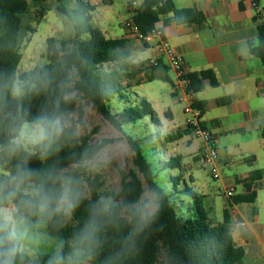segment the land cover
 <instances>
[{
    "label": "clouds",
    "instance_id": "clouds-1",
    "mask_svg": "<svg viewBox=\"0 0 264 264\" xmlns=\"http://www.w3.org/2000/svg\"><path fill=\"white\" fill-rule=\"evenodd\" d=\"M238 51L251 57L246 43ZM25 72L0 73V264H125L160 214L159 193L149 187L129 199L115 187L96 190L90 181L113 158L102 142L66 166L53 160L81 138L62 107L72 101L76 73L57 79L35 65ZM41 94L46 102L33 114L30 101Z\"/></svg>",
    "mask_w": 264,
    "mask_h": 264
},
{
    "label": "trees",
    "instance_id": "trees-1",
    "mask_svg": "<svg viewBox=\"0 0 264 264\" xmlns=\"http://www.w3.org/2000/svg\"><path fill=\"white\" fill-rule=\"evenodd\" d=\"M44 10L43 3L46 0H31ZM59 2L61 0H58ZM255 22L259 38L257 43H250L252 55L261 61L264 66V7L258 9L259 0H255ZM58 10L67 13L65 7L60 5ZM30 11L29 0H0V73H18V67L23 54L20 49V34L23 28V17ZM42 11L40 13L42 14ZM95 6L87 0H79L74 9L73 17L76 22L75 35L73 37L58 40L48 39L47 60L48 64L38 66L51 73L55 78H61L67 69L76 73L72 101L62 107L74 114L83 115L80 101L92 104L95 110L118 131L124 133L135 152V168L128 173L122 174L121 196L135 199L139 193L146 189L142 176L148 188H153L159 193L160 214L153 226L141 238L139 253L128 258L125 264H245L246 252L241 246H237L231 232V213L224 210L223 222H215L205 206V197L192 190L182 175V157H174L165 162L161 171L179 170L181 173L170 180L176 193L190 196L193 202L189 203L190 217H185L177 212L176 204L172 202L170 195L156 181L152 170V163L143 153L139 141L128 135L123 126L136 124L146 117L152 122L161 125L158 113L153 105L146 99H141L135 106H129L122 113L114 114L110 107L113 97L119 96V100L125 97L124 90L129 91L138 76L147 73L155 67L150 62L132 65L129 69H120L117 64L130 58L131 51L129 40L122 38H108L102 29L92 25V12ZM132 22L138 29L146 34L155 28L163 19L165 23L175 24H202L205 17L197 8H177L174 0H144L141 6L135 8L129 5ZM145 44V43H144ZM147 45V44H145ZM24 72L21 76L26 75ZM190 85L188 92L197 94L204 90L205 82L209 81L213 87L218 86L216 75L213 71L189 73ZM44 94L34 96L30 101V108L34 114L41 105L46 102ZM230 97L217 100L219 106L227 105ZM195 107L201 110L202 116L205 111V103L195 100ZM169 116V113L167 114ZM170 117V116H169ZM82 123V117L79 119ZM203 128L208 129L203 123ZM264 137V127L261 128ZM191 128H186L185 134H192ZM92 135H81L80 141L75 146L65 147L53 160L61 166L70 164L78 154L89 145L97 144ZM106 146L107 141L102 142ZM254 161V159H252ZM35 165V162H34ZM264 177V169H258L244 180L245 194L234 196L232 204L254 203L257 192L253 190ZM90 183L96 190L105 188V182L100 176L95 177ZM184 183V186L182 185ZM183 186V189L180 186ZM95 196V191L93 192ZM75 220L69 229L74 228ZM69 230H61L58 235L68 236ZM54 235H57L54 233ZM107 251V249H106ZM164 255V259L161 257ZM99 264V262H97Z\"/></svg>",
    "mask_w": 264,
    "mask_h": 264
},
{
    "label": "rangeland",
    "instance_id": "rangeland-1",
    "mask_svg": "<svg viewBox=\"0 0 264 264\" xmlns=\"http://www.w3.org/2000/svg\"><path fill=\"white\" fill-rule=\"evenodd\" d=\"M79 0H46L42 7L29 0L30 11L23 17V28L20 34V49L23 54L18 67V73L25 72L30 65L44 66L48 64L47 48L48 39L57 38L59 41L75 35L76 22L73 17L74 9ZM95 6L92 12V25L100 24L103 31L109 32L110 38H122L124 36V24L131 20L129 5L138 8L142 0H87ZM264 7V0H262ZM65 7L67 13H62L58 7ZM42 11V14L40 13ZM153 48H144L135 53L128 60L117 64L120 69H129L134 62L148 59ZM172 76V73L169 72ZM138 82L124 90L125 97L119 100V96L112 98L111 110L119 114L129 106H135L141 99L148 100L157 111L162 125L152 122L150 117L138 121L136 124H125L124 131L139 141L143 153L152 163V170L156 181L170 195L176 204L177 212L185 217H190L189 203L193 199L185 193H176L172 177L180 175L179 170L161 171V167L171 158L181 156L183 163L182 175L188 186L201 196H206L205 206L210 216L219 222L224 220V210L231 209L232 199L226 196L228 188L235 185L234 179L247 174L249 171L264 169V137L262 132L256 129V125H207L208 130L215 138L218 150L219 179H214L211 168L204 162L201 151L204 147V139L194 133L185 134L186 116L185 104L179 102L175 96L174 88L161 79ZM181 94V92H179ZM83 115L74 113L79 123L82 117L81 135L90 133L94 142L107 141L106 146L112 152V162L107 171L100 176L105 182V188L115 187L121 189L122 174L135 168V152L124 133L118 131L106 121L87 101H80ZM172 112L173 118L167 114ZM264 126V125H262ZM254 159V161H252ZM97 177V176H96ZM144 186L148 185L141 177ZM184 186V183H182ZM180 186L183 189V186ZM243 188L237 186L235 195L243 193ZM237 214L233 215V224L255 229L260 241L264 239V183L258 190V198L254 204H239ZM253 211L258 215L254 216ZM258 240V241H259ZM164 259V255L161 260Z\"/></svg>",
    "mask_w": 264,
    "mask_h": 264
},
{
    "label": "crops",
    "instance_id": "crops-1",
    "mask_svg": "<svg viewBox=\"0 0 264 264\" xmlns=\"http://www.w3.org/2000/svg\"><path fill=\"white\" fill-rule=\"evenodd\" d=\"M174 2L179 9L195 7L205 17L202 24H166L165 20L172 17L170 14L157 24L163 29L172 48L183 56L189 73L208 70L216 75L218 86L213 87L209 81H206L204 90L194 94L195 100L205 103L206 108L202 116L204 124L225 125L228 123L242 127L256 125V129L261 132V128L264 127L262 126L264 125V66L252 53L250 58L245 59L238 51L242 44L246 43L250 47V43L258 41L259 33L254 20L256 9L249 1L243 0H174ZM261 3L262 0H259L258 9L263 7ZM96 27L101 29L100 24ZM124 30L123 37L129 40L130 58L140 51L142 46L153 48L148 59L134 62L136 64L153 60L158 62L157 66L147 72L149 74L146 76L147 80L161 79L174 88V74L167 60L159 54L156 45H145L138 41L125 26ZM103 32L110 38L109 32ZM141 76H145V73L138 76L137 83L145 81ZM224 97H230V103L219 106L217 100ZM169 116L173 118L171 111ZM253 171L255 170L234 179V186L243 188L242 194L246 193V189L239 181L249 177ZM263 183L264 177L253 187V190L257 192V198L258 190ZM204 197L206 198L205 195ZM236 207V204L230 207L231 232L237 246L245 249V264H264V239L260 241L256 230L244 227V223L241 226L232 225V214L238 213ZM253 215L257 216V211H253Z\"/></svg>",
    "mask_w": 264,
    "mask_h": 264
},
{
    "label": "built area",
    "instance_id": "built-area-1",
    "mask_svg": "<svg viewBox=\"0 0 264 264\" xmlns=\"http://www.w3.org/2000/svg\"><path fill=\"white\" fill-rule=\"evenodd\" d=\"M249 1L251 6H256L255 0H243ZM124 26L126 29L141 43L147 45L155 44L159 54L164 57L170 69L174 74V94L178 97L179 102L184 103V113L186 116V128H191L194 134L204 139V147L201 151L202 158L207 166L211 168V174L214 179H219L220 174L218 170V150L215 144V138L208 129L203 128V119L201 110L195 107L194 95L188 92L190 80L188 79L189 72L187 70L184 58L178 54L167 41L164 31L158 25L155 26L153 31L149 33H142L138 27L128 20ZM151 65L157 66L158 62L153 60ZM181 92V94H179ZM236 187L232 186L227 189L226 196L232 198L235 196Z\"/></svg>",
    "mask_w": 264,
    "mask_h": 264
}]
</instances>
